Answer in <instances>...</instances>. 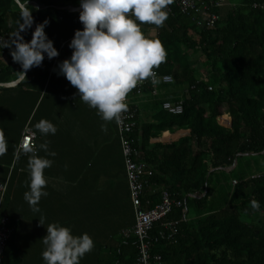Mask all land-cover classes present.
Listing matches in <instances>:
<instances>
[{
    "label": "trees",
    "instance_id": "16d2710c",
    "mask_svg": "<svg viewBox=\"0 0 264 264\" xmlns=\"http://www.w3.org/2000/svg\"><path fill=\"white\" fill-rule=\"evenodd\" d=\"M20 1L27 4L36 26L46 22L45 33L59 55L51 60L45 56L42 66L32 68L18 86L0 89V182L10 177L1 214L9 217L16 232L17 223L7 209L11 180L19 169L26 170L32 154L19 147L27 127L37 131L39 156L40 145L50 149L57 140L60 125L53 122L59 116L47 109V98L58 93L57 65L71 42L62 48L67 40L61 27L73 23V33L83 28L79 14L49 3L46 10L29 4L38 0ZM229 1L235 7L219 12L221 20L213 28H200L193 16L173 8L163 25L157 26L166 59L154 70L158 77L172 76L175 82L169 86L181 94L152 99V123L139 124L138 110L129 106L136 111L134 146L151 171L145 178L143 209L161 203L164 191L184 202V208H175L150 232L152 254L162 257L161 264H264V0ZM28 24L16 0H0V38L8 40L0 55V84L19 79L17 72L22 69L13 61L10 46L18 34L31 40L32 27L22 31ZM154 88L147 79L142 94L152 96ZM59 92L67 98L79 97ZM137 92L134 88L132 95ZM13 97H20V102ZM166 101H183V114L165 111ZM225 114L232 119L229 126L220 122ZM42 120L56 127L54 135L45 136L36 129ZM115 124L121 149L116 120ZM167 131L186 135L169 145L150 143ZM234 166L230 173L226 171ZM125 173L129 185L126 167ZM132 207L131 221L118 231L116 247L103 248L95 260L82 259L80 264H136L138 239L133 233L123 236L135 224L133 202ZM169 221H181L176 232L166 227ZM15 234L1 264H18Z\"/></svg>",
    "mask_w": 264,
    "mask_h": 264
},
{
    "label": "crops",
    "instance_id": "0c3cea01",
    "mask_svg": "<svg viewBox=\"0 0 264 264\" xmlns=\"http://www.w3.org/2000/svg\"><path fill=\"white\" fill-rule=\"evenodd\" d=\"M46 3L71 14H79L81 10L80 0H38L37 4H29L46 10L48 8ZM67 26L61 27L63 28L61 35H65L64 38L67 40L62 48L74 37L73 23L71 25L68 23ZM140 26L148 38L158 40L156 25L141 23ZM71 55L72 50L67 48L60 62L69 59ZM54 67L53 65L52 69ZM57 77L61 79L59 90L54 88L58 93L47 98V109L54 110L55 116H59L53 123L60 125L61 131L56 136L57 140L53 142V147L47 149L56 155L47 157L53 160V164L44 173L48 180L45 189L48 195L39 202L40 213H34L24 199L25 192L29 190L28 164L25 166L26 170L16 171L11 180L9 190L11 197L7 209L17 223L14 250L17 253L18 264H44L42 259L44 245L41 241L47 234L48 223L58 222L62 226L70 227L76 236L89 234L94 241V248L82 259L93 261L101 249L116 247L118 231L126 228L129 225L126 221H131L132 218L131 191L116 138L115 120L105 122L95 109L90 108L79 97L72 99L60 94L59 91L77 93V90L65 77L59 75ZM155 88L157 96H149L144 92L135 96L132 95V91L128 94L129 106H135L138 110L141 125L153 122L155 113L152 99L174 98L181 94L163 83H157ZM13 100L18 103L20 97L17 99L13 97ZM53 104L58 106L52 108ZM231 121L228 114L220 120L226 126H229ZM102 125L107 131L101 130ZM184 135L186 132L183 131H167L152 139L150 143L169 145L179 141ZM40 156H47V152L42 149ZM235 166L226 171L230 173ZM41 215L46 217L45 227L39 224L38 219Z\"/></svg>",
    "mask_w": 264,
    "mask_h": 264
},
{
    "label": "clouds",
    "instance_id": "9594fccd",
    "mask_svg": "<svg viewBox=\"0 0 264 264\" xmlns=\"http://www.w3.org/2000/svg\"><path fill=\"white\" fill-rule=\"evenodd\" d=\"M171 0H80L79 21L82 30H76L69 44L72 55L57 65V75L63 76L77 90L81 101L105 122L119 120L127 110L126 97L145 79L155 80L154 71L165 59L166 51L159 40L148 38L141 23L162 26L167 19L164 10ZM32 21L27 25L30 28ZM44 24L36 26L30 41L18 34L11 44V56L22 71L19 80L34 67H41L45 56L51 60L59 53L45 33ZM21 31V32H22ZM55 71V70H54ZM42 135H54L56 127L46 120L36 124ZM102 131H107L104 125ZM47 156H39L38 150L29 148V183L25 201L34 213L41 198L47 197L48 180L45 170L50 168L55 152H48L47 144L39 146ZM39 224L45 227L46 217L40 216ZM42 239L44 264H80L82 258L94 248L89 234L73 235L70 227L58 222L48 223Z\"/></svg>",
    "mask_w": 264,
    "mask_h": 264
},
{
    "label": "built area",
    "instance_id": "2783aa9c",
    "mask_svg": "<svg viewBox=\"0 0 264 264\" xmlns=\"http://www.w3.org/2000/svg\"><path fill=\"white\" fill-rule=\"evenodd\" d=\"M174 7H177L183 15L193 16L198 27L213 28L221 20L219 12L229 7H235V5L230 3L229 0H171L164 9L167 17L172 13ZM7 43V39L0 38V55ZM146 81L147 79L139 81L135 87L138 95H142V88L146 84ZM150 81L154 87L159 82L166 85H171L175 82L174 78L170 75L157 76L155 80L150 79ZM152 94L155 96L158 94L156 88H154ZM125 102L127 110L120 114V118L116 120V123L131 190V199L135 209V224L131 230L123 231V236L128 238L133 233L138 239V258L136 264H161L162 257L152 254L153 243L150 239V232L153 230L155 224L167 218L175 208H184V202L174 199L170 192L164 191L161 203H158L149 210L143 209L144 189L148 185V181L145 178L151 175V171L142 161L141 152L134 146L133 133L137 127L135 120L136 111H132L129 108L130 101L128 95ZM162 107L172 115H181L184 112L183 101L178 103L166 101ZM38 138V134L27 127L19 149L23 151H28L29 148L35 149ZM9 180L0 182V264L3 261L4 251L16 232V227L10 224L9 217L1 214V206L8 192ZM234 185H237V181L234 182ZM180 223L181 221H169L165 225L176 232V228Z\"/></svg>",
    "mask_w": 264,
    "mask_h": 264
},
{
    "label": "water",
    "instance_id": "95a60500",
    "mask_svg": "<svg viewBox=\"0 0 264 264\" xmlns=\"http://www.w3.org/2000/svg\"><path fill=\"white\" fill-rule=\"evenodd\" d=\"M17 4L19 5L20 9L26 14V16L28 17L30 23L32 21L31 27H32V34L36 29V24L34 22L33 17L31 16L30 12L27 9V4H22L20 0H16ZM32 4H37V2H32ZM75 11H79V9H74ZM73 10V11H74ZM31 39H32V35H31ZM21 81L20 80H16L14 82L11 83H4V84H0V89L1 88H14L16 86L19 85Z\"/></svg>",
    "mask_w": 264,
    "mask_h": 264
},
{
    "label": "rangeland",
    "instance_id": "374dc122",
    "mask_svg": "<svg viewBox=\"0 0 264 264\" xmlns=\"http://www.w3.org/2000/svg\"><path fill=\"white\" fill-rule=\"evenodd\" d=\"M193 58H195V56H193ZM197 59V58H196ZM198 60V59H197Z\"/></svg>",
    "mask_w": 264,
    "mask_h": 264
}]
</instances>
